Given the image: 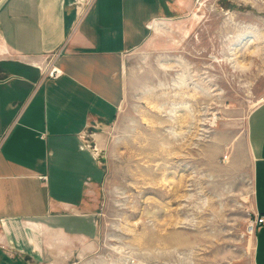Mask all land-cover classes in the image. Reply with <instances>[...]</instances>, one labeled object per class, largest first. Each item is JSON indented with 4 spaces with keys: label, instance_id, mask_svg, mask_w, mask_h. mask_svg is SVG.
<instances>
[{
    "label": "rangeland",
    "instance_id": "1",
    "mask_svg": "<svg viewBox=\"0 0 264 264\" xmlns=\"http://www.w3.org/2000/svg\"><path fill=\"white\" fill-rule=\"evenodd\" d=\"M181 14L150 21L161 26L127 53L116 116L79 138L91 236L49 264H256L248 122L264 96V0Z\"/></svg>",
    "mask_w": 264,
    "mask_h": 264
},
{
    "label": "crops",
    "instance_id": "2",
    "mask_svg": "<svg viewBox=\"0 0 264 264\" xmlns=\"http://www.w3.org/2000/svg\"><path fill=\"white\" fill-rule=\"evenodd\" d=\"M191 1H0V264H49L54 249L91 236L85 208L95 171L79 138L116 116L127 53L151 41L150 21L180 17ZM38 62L62 74L48 77ZM248 140L254 206L264 214V103L249 117ZM255 263L264 264V224Z\"/></svg>",
    "mask_w": 264,
    "mask_h": 264
},
{
    "label": "built area",
    "instance_id": "3",
    "mask_svg": "<svg viewBox=\"0 0 264 264\" xmlns=\"http://www.w3.org/2000/svg\"><path fill=\"white\" fill-rule=\"evenodd\" d=\"M44 71H45V74L51 78H57L62 74V71L57 66H55L54 64H51V63L46 65V67L44 68ZM262 103H264V96L259 100V104H262ZM43 178H47V176H43ZM263 224H264V214H260L259 212H256L253 226L255 228H257V231H258V229ZM0 246L5 248L1 225H0Z\"/></svg>",
    "mask_w": 264,
    "mask_h": 264
},
{
    "label": "bare ground",
    "instance_id": "4",
    "mask_svg": "<svg viewBox=\"0 0 264 264\" xmlns=\"http://www.w3.org/2000/svg\"><path fill=\"white\" fill-rule=\"evenodd\" d=\"M156 22V21H155ZM154 22H151V23H149L148 24V27L149 28H152V24H153ZM153 26L155 27H158V28H160V26H161V23H155V24H153ZM4 52V49H3V47L0 45V54H2ZM177 59V58H176ZM177 60H179L180 61V59H177ZM181 62V61H180ZM236 63V62H235ZM237 64L239 65V62H237ZM242 65H243V63H242ZM242 65H240V66H242ZM37 66H39V65H37ZM178 97V96H177ZM180 97V96H179ZM184 100V99H183ZM256 106H258L259 105V102L258 103H256L255 104ZM146 169V168H145ZM147 170V169H146ZM145 170V171H146ZM146 172H148V171H146ZM37 225V224H36ZM35 226V225H34ZM37 227V226H36Z\"/></svg>",
    "mask_w": 264,
    "mask_h": 264
}]
</instances>
